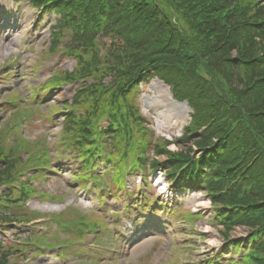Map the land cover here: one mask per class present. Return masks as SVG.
Listing matches in <instances>:
<instances>
[{
    "label": "trees",
    "instance_id": "16d2710c",
    "mask_svg": "<svg viewBox=\"0 0 264 264\" xmlns=\"http://www.w3.org/2000/svg\"><path fill=\"white\" fill-rule=\"evenodd\" d=\"M24 1L58 15L51 53L61 34L70 36L63 51L75 68L58 82L83 81L75 110L68 107L64 116L62 143L94 152L108 134L110 159L131 171L145 170L150 152L167 155V177L196 181L225 236L235 226L248 228L253 251L245 264H264V0ZM147 75L192 109L177 140L186 146L181 152L168 151L164 140L139 137L141 118L129 97ZM3 134L0 224L14 220L5 211L13 204L6 190L29 164L19 155L29 144L9 146ZM17 253L0 245V264Z\"/></svg>",
    "mask_w": 264,
    "mask_h": 264
},
{
    "label": "rangeland",
    "instance_id": "374dc122",
    "mask_svg": "<svg viewBox=\"0 0 264 264\" xmlns=\"http://www.w3.org/2000/svg\"><path fill=\"white\" fill-rule=\"evenodd\" d=\"M0 16L7 22L6 27L0 29V131L6 133L4 142L10 144L12 140L14 143L21 141L28 143V149L33 150L40 146L42 140H46L54 145L61 159H64L56 161L52 158L54 172L47 173L51 175L50 182L46 180L42 187L51 195L55 193L59 196L58 199L38 193L43 199L51 201L32 200L27 204L31 210L36 208L42 211L41 208H44L42 212L49 214L38 219L37 224L41 226L35 228L29 236V241L21 240L22 244L31 246V249L25 251L27 258L33 261L32 264H100L102 260L107 264H125L122 260L125 257L122 256L128 250V264H177L178 261L181 264H225L222 252L230 253L232 259H237L232 250H224L225 243L220 228L209 224L207 216L212 215V210L208 200L201 194L194 192L185 195L181 208L163 218L165 223L161 226L162 232L151 229L132 235L131 240L135 243L133 244L129 241L127 222H123L125 196L121 197V200L124 199L120 201V194L115 196L108 190L110 187H123V173L116 170L106 178H95L90 172L93 163L88 162L85 169L88 174L82 183L74 184L75 189L70 185L69 189L63 184H67L70 181L69 176L75 174L71 172L74 163L66 160L68 153H61L58 149L62 147L58 135L64 117L62 112L66 103L71 100L76 86L67 84L58 89H46L48 86L43 85V82L53 79L56 72L72 71L74 61L65 54L61 56L60 51L50 53V26L56 19L54 14H37L27 2L0 0ZM66 38H69V34ZM61 47L62 45L59 50ZM169 97L171 98L168 88L155 80L140 87L139 107L149 128L155 134L148 139L178 138L182 127L188 123L191 112L186 113L180 106L181 103H176ZM129 99L136 102V92L130 95ZM19 107L28 111L19 112L22 118L32 115L30 120L22 123L23 132L14 112ZM185 148L174 143L169 147L170 150ZM163 157L160 158L161 162L165 161V156ZM34 159L35 157L31 158ZM40 173L46 174L43 171ZM33 182L37 183L36 180ZM130 188V206H143L142 192H138L137 188ZM150 194L156 197V191L152 187ZM89 199L91 202L87 201ZM147 209L140 210L141 218L146 215ZM192 209L205 218L186 222L184 218L188 216L187 211ZM149 210L153 211L154 208ZM11 211L26 215L29 213L23 208H12ZM61 212L63 213L58 214ZM153 220L157 222L158 218L154 217ZM147 222L144 220V223ZM164 224L168 228H165L167 226ZM32 227L33 225L18 228L16 233L27 234ZM238 230L230 234V239L237 240L242 237L245 230ZM118 231L121 235L116 237ZM150 232L152 235H149ZM5 238L9 246L16 245L10 242L11 233H6ZM114 251H118L119 256L113 255Z\"/></svg>",
    "mask_w": 264,
    "mask_h": 264
},
{
    "label": "bare ground",
    "instance_id": "6f19581e",
    "mask_svg": "<svg viewBox=\"0 0 264 264\" xmlns=\"http://www.w3.org/2000/svg\"><path fill=\"white\" fill-rule=\"evenodd\" d=\"M161 86V85H160ZM162 87V86H161ZM163 88V87H162ZM170 99V98H169ZM171 100V99H170ZM174 103V102H173ZM180 106H182L185 110H186V113H188L189 111H188V109H187V107L184 105V104H181ZM42 209V211H44L45 209L44 208H41Z\"/></svg>",
    "mask_w": 264,
    "mask_h": 264
}]
</instances>
